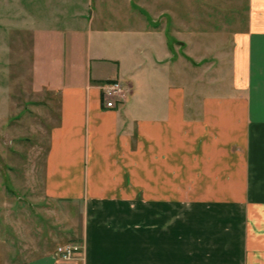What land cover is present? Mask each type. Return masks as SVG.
<instances>
[{"label": "crops", "instance_id": "1", "mask_svg": "<svg viewBox=\"0 0 264 264\" xmlns=\"http://www.w3.org/2000/svg\"><path fill=\"white\" fill-rule=\"evenodd\" d=\"M248 9L229 59L225 51L202 71L148 27L126 71L94 45L91 19L82 29L91 50L59 32L48 67L61 77L38 80L34 32L37 90L61 98L45 190L81 205L83 251L20 264H264V0ZM106 64L113 74L100 75ZM111 80L130 90L113 108L102 91Z\"/></svg>", "mask_w": 264, "mask_h": 264}, {"label": "rangeland", "instance_id": "2", "mask_svg": "<svg viewBox=\"0 0 264 264\" xmlns=\"http://www.w3.org/2000/svg\"><path fill=\"white\" fill-rule=\"evenodd\" d=\"M248 7L249 0H0V264H20L64 243L82 244L81 205L74 210L45 190L61 98L59 92L37 90L34 32L40 30L38 80L61 77L60 67H48L49 46L59 54V32L67 34L70 46H81L80 52L84 46L89 52L94 38L104 55L120 59L128 71L137 59L132 50L144 44V27L167 40L174 53L183 52L186 66L193 54L202 71L225 51L229 59L235 33L248 23ZM91 19L90 41L84 28ZM75 21L81 28L76 33ZM96 67L103 76L115 69ZM129 93L123 84V96Z\"/></svg>", "mask_w": 264, "mask_h": 264}, {"label": "built area", "instance_id": "3", "mask_svg": "<svg viewBox=\"0 0 264 264\" xmlns=\"http://www.w3.org/2000/svg\"><path fill=\"white\" fill-rule=\"evenodd\" d=\"M103 97L107 107H116L123 101V85L119 80L107 81L102 85ZM83 251V245L79 242L64 243L55 249L53 255L61 261H72Z\"/></svg>", "mask_w": 264, "mask_h": 264}]
</instances>
